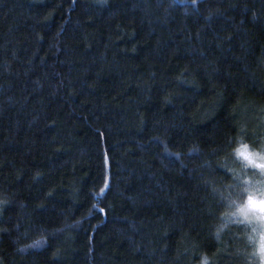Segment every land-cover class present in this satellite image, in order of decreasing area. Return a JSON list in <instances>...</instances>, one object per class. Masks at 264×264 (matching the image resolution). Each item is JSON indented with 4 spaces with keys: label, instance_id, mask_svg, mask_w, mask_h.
Wrapping results in <instances>:
<instances>
[{
    "label": "trees",
    "instance_id": "trees-1",
    "mask_svg": "<svg viewBox=\"0 0 264 264\" xmlns=\"http://www.w3.org/2000/svg\"><path fill=\"white\" fill-rule=\"evenodd\" d=\"M257 107L264 0H0V264L246 257Z\"/></svg>",
    "mask_w": 264,
    "mask_h": 264
},
{
    "label": "rangeland",
    "instance_id": "rangeland-1",
    "mask_svg": "<svg viewBox=\"0 0 264 264\" xmlns=\"http://www.w3.org/2000/svg\"><path fill=\"white\" fill-rule=\"evenodd\" d=\"M242 121L244 123L248 141L251 144L250 148L253 149L252 150L247 146L248 151L251 153H256L257 155H264V108L257 107L253 110L245 112ZM252 168L253 169H250L249 174H247V184L251 192V197L253 198V200L258 202L264 199V175L260 174L259 169H256L254 167ZM247 203L248 201L243 206L247 205ZM238 215L240 216V220L236 227L233 228L231 233L235 234L237 237L239 236L241 240L249 241L248 247L250 248V250L248 252L249 255H245L246 257L231 259L232 261L230 263L259 264V253L257 252L256 255H253L256 246L252 241L249 240V236L252 235V228L254 226V223L258 224L259 222L255 221V215H252V220L249 219V216L245 217L239 211Z\"/></svg>",
    "mask_w": 264,
    "mask_h": 264
},
{
    "label": "snow or ice",
    "instance_id": "snow-or-ice-1",
    "mask_svg": "<svg viewBox=\"0 0 264 264\" xmlns=\"http://www.w3.org/2000/svg\"><path fill=\"white\" fill-rule=\"evenodd\" d=\"M193 2L195 3L196 0H193ZM236 154L240 156L248 165L259 169L260 174L264 175V155H257L256 153L249 152L247 145L243 144L236 150ZM103 191L104 189H101V192ZM101 211H103V209H101ZM239 212L245 217H248L249 215H258L259 218L264 219V199L257 202L249 196L247 205L241 207Z\"/></svg>",
    "mask_w": 264,
    "mask_h": 264
},
{
    "label": "clouds",
    "instance_id": "clouds-1",
    "mask_svg": "<svg viewBox=\"0 0 264 264\" xmlns=\"http://www.w3.org/2000/svg\"><path fill=\"white\" fill-rule=\"evenodd\" d=\"M249 219L252 220L253 216L249 215ZM255 221H258L259 223H254L252 235L249 236V240L252 241L256 246L253 255H256L258 252L259 264H264V219H261L258 217V215H255Z\"/></svg>",
    "mask_w": 264,
    "mask_h": 264
}]
</instances>
